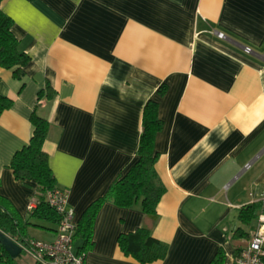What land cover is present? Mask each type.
Here are the masks:
<instances>
[{
  "label": "crops",
  "instance_id": "crops-1",
  "mask_svg": "<svg viewBox=\"0 0 264 264\" xmlns=\"http://www.w3.org/2000/svg\"><path fill=\"white\" fill-rule=\"evenodd\" d=\"M0 9L29 57L21 79L0 67V97L12 101L0 116V198L28 222L27 237L52 242L57 229L30 218L36 185L9 168L34 110L50 124L43 151L77 225L136 160L152 100L162 123L156 220L103 203L84 264H138L117 238L141 227L168 248L152 264H210L219 250L234 264L258 219L244 226L238 214L264 204V0H3ZM46 86L52 99L38 100Z\"/></svg>",
  "mask_w": 264,
  "mask_h": 264
},
{
  "label": "trees",
  "instance_id": "trees-1",
  "mask_svg": "<svg viewBox=\"0 0 264 264\" xmlns=\"http://www.w3.org/2000/svg\"><path fill=\"white\" fill-rule=\"evenodd\" d=\"M2 1L0 0V4ZM11 24V20L0 9V67L13 70V77L21 79L29 57L18 50V42L11 32ZM164 89H159L158 94L162 95ZM43 97L47 100L52 99L53 92L49 86L38 93V100ZM11 105V100L0 97V116ZM30 123L33 127L32 136L28 144L13 155L9 168L15 180L32 181L36 185V206L30 218L57 225L58 216L45 202L46 193L56 187L55 178L49 168L48 156L43 151L50 124L38 116L36 110L30 116ZM161 129L158 105L155 101L149 100L143 108L136 160L123 176L111 184L103 197L93 202L83 212L78 221L73 238L78 253H85L92 245L93 221L105 202H111L120 208L139 206L151 221L156 220V207L164 192L154 169L158 158L154 150L155 138ZM260 213H264V204L254 203L240 210L238 220L244 226H249ZM28 226V222L23 221L11 206L0 198V232L18 245L30 239L26 232ZM235 233L246 236L241 229H237ZM117 246L124 256L131 257L138 264H152L164 260L168 251L167 246L154 239L146 227L119 235ZM223 258L224 253L219 250L210 264H222ZM16 261L11 259L0 245V264H16Z\"/></svg>",
  "mask_w": 264,
  "mask_h": 264
},
{
  "label": "built area",
  "instance_id": "built-area-1",
  "mask_svg": "<svg viewBox=\"0 0 264 264\" xmlns=\"http://www.w3.org/2000/svg\"><path fill=\"white\" fill-rule=\"evenodd\" d=\"M215 34L219 39H224L222 34ZM244 51L250 53L249 48ZM68 200V191L57 187L45 195L47 206L59 218L52 242L27 239L18 244L21 252L29 256L34 264H84L85 253H78L73 243L77 225ZM33 209L32 205L28 207L29 212ZM234 264H264V214L258 217L254 232L247 245L238 252Z\"/></svg>",
  "mask_w": 264,
  "mask_h": 264
},
{
  "label": "water",
  "instance_id": "water-1",
  "mask_svg": "<svg viewBox=\"0 0 264 264\" xmlns=\"http://www.w3.org/2000/svg\"><path fill=\"white\" fill-rule=\"evenodd\" d=\"M0 245L11 259L21 255V248L9 237L0 232Z\"/></svg>",
  "mask_w": 264,
  "mask_h": 264
},
{
  "label": "rangeland",
  "instance_id": "rangeland-1",
  "mask_svg": "<svg viewBox=\"0 0 264 264\" xmlns=\"http://www.w3.org/2000/svg\"><path fill=\"white\" fill-rule=\"evenodd\" d=\"M16 260V264H34L33 260L26 254H21Z\"/></svg>",
  "mask_w": 264,
  "mask_h": 264
}]
</instances>
